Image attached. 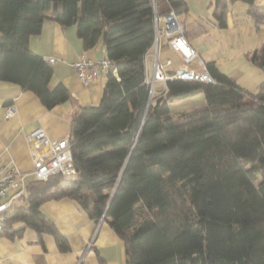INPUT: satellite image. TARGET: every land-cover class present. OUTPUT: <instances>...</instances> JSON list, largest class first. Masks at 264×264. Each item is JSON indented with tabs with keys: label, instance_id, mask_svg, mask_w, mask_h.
Listing matches in <instances>:
<instances>
[{
	"label": "trees",
	"instance_id": "trees-1",
	"mask_svg": "<svg viewBox=\"0 0 264 264\" xmlns=\"http://www.w3.org/2000/svg\"><path fill=\"white\" fill-rule=\"evenodd\" d=\"M234 1L208 2L220 28ZM240 1L264 25V5ZM172 12L186 14V2L0 0V81L32 92L45 109L71 98L64 84L49 87L52 68L29 48L45 19L73 26L83 50L101 43L116 68L98 104L81 107L71 120L76 179L29 181L0 236L29 228L41 243L51 235L60 252L69 251L41 205L70 199L92 221L109 225L125 247L126 264H264V78L249 92L207 63L212 82L170 79L152 97L145 56L157 20ZM246 57L264 75V43ZM197 92L203 109L169 114L173 99ZM97 264L107 263L98 256Z\"/></svg>",
	"mask_w": 264,
	"mask_h": 264
},
{
	"label": "crops",
	"instance_id": "crops-1",
	"mask_svg": "<svg viewBox=\"0 0 264 264\" xmlns=\"http://www.w3.org/2000/svg\"><path fill=\"white\" fill-rule=\"evenodd\" d=\"M184 1L188 12L178 17L189 44L205 64L213 63L239 86L249 92H256L264 75L251 64L246 54L264 43V25H257L248 17L247 4L240 0L228 4L224 28L217 25L212 12L202 16L195 7L189 5L190 0ZM257 2L264 5V0ZM29 48L44 60L54 59L49 64L53 72L49 87L62 83L68 88L71 98L47 110L32 92L22 91L15 83L0 81V165L14 167L23 173L31 169L26 135L37 127H41L52 139L69 135L71 120L79 109L100 101L108 73L106 70L99 72L87 85L79 81L71 64L81 56L100 60L105 52L101 43L92 49L83 50L73 26L61 27L45 19L40 33L30 37ZM154 54L155 47L152 46L145 56L149 79ZM156 55L162 63L171 61V65L165 67L167 74H170L172 67L182 62L181 56L170 48L162 34L157 38ZM164 91L165 83L156 81L151 96L157 97ZM174 100L206 104L200 92ZM9 105L15 107V114L7 118L5 110ZM31 180V176L26 177L27 182ZM41 211L68 239L70 250L60 252L53 237L47 234L42 236L41 243L37 234L26 228L20 236H0V264H97L98 256L104 258L107 264H126L122 241L104 220L98 223L92 221L76 201L48 200L42 203Z\"/></svg>",
	"mask_w": 264,
	"mask_h": 264
},
{
	"label": "built area",
	"instance_id": "built-area-1",
	"mask_svg": "<svg viewBox=\"0 0 264 264\" xmlns=\"http://www.w3.org/2000/svg\"><path fill=\"white\" fill-rule=\"evenodd\" d=\"M208 1V0H203ZM164 35L170 48L177 52L184 66L177 67L170 74H167L165 67L171 64L168 60L165 63L158 61L156 55L157 38ZM155 47L154 63L151 78H147L146 83L150 91H154V83L161 81L165 83L170 79L195 80L202 82H212V78L206 69L204 60L198 55L196 50L189 44L184 35V29L177 15L173 12L167 16L160 17L155 25ZM47 63H53V58L46 59ZM195 63L201 70L188 67ZM77 78L83 85L93 81L99 72L106 70L116 74V68L106 55L97 61L79 57L72 64ZM15 114V107H6L5 116L12 117ZM28 153L31 161V169L23 173L14 167L0 165V230L8 213L21 205L22 198L26 196V189L29 182L27 176L32 180L42 181L54 175H60L66 181L76 179V171L73 166L69 135L65 134L59 138H49L46 132L37 127L26 135Z\"/></svg>",
	"mask_w": 264,
	"mask_h": 264
},
{
	"label": "rangeland",
	"instance_id": "rangeland-1",
	"mask_svg": "<svg viewBox=\"0 0 264 264\" xmlns=\"http://www.w3.org/2000/svg\"><path fill=\"white\" fill-rule=\"evenodd\" d=\"M209 1L210 0H208V1H203V0H190V3L189 2L188 3H189L190 6L195 7L196 10L200 14H202V16H205V15H207V14H209V13L212 12V7H208L207 6ZM181 60H182V58H181ZM153 63H154V61H153ZM184 65L185 64L183 62H181V64L172 67L171 68L172 69L171 71H173L177 67H181V66H184ZM187 66L188 67H191V68H195L196 70H201V68L198 67L195 63H191V64H189ZM152 92H151V94H152ZM173 100L169 103V110H170L169 111V114L171 116H173V117L176 116L178 113H180L182 111L189 110L188 112H192V111H195V110L203 109L205 107V104L204 103H200L199 101H194V102H191V103L190 102L187 103L186 101H178V100H174L173 101Z\"/></svg>",
	"mask_w": 264,
	"mask_h": 264
}]
</instances>
